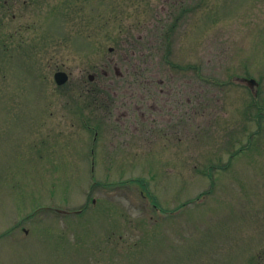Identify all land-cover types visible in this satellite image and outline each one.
Returning <instances> with one entry per match:
<instances>
[{"label":"rangeland","instance_id":"rangeland-1","mask_svg":"<svg viewBox=\"0 0 264 264\" xmlns=\"http://www.w3.org/2000/svg\"><path fill=\"white\" fill-rule=\"evenodd\" d=\"M0 264H264V0H0Z\"/></svg>","mask_w":264,"mask_h":264},{"label":"flooded vegetation","instance_id":"flooded-vegetation-1","mask_svg":"<svg viewBox=\"0 0 264 264\" xmlns=\"http://www.w3.org/2000/svg\"><path fill=\"white\" fill-rule=\"evenodd\" d=\"M160 82H163V80H160ZM148 85H153L154 84V82L153 81H151V82H149V83H147ZM160 92L162 93L163 91H161L160 90ZM149 95H151V91H150V93H148ZM135 107H136V105H134ZM147 106H148V108L150 109V110H152V109H154V108H156V105L150 100V99H148L147 100ZM171 109V108H170ZM150 118V119H149ZM146 119H147V121H149V125H150V127L151 128H153V117H152V114H149V116H146ZM162 121V120H164V116H159L158 117V119L156 120V121ZM170 121V116L169 117H167L166 119H165V124H164V126H166V122H169ZM178 131H179V129H178Z\"/></svg>","mask_w":264,"mask_h":264},{"label":"water","instance_id":"water-1","mask_svg":"<svg viewBox=\"0 0 264 264\" xmlns=\"http://www.w3.org/2000/svg\"><path fill=\"white\" fill-rule=\"evenodd\" d=\"M91 78V77H90ZM55 79L58 84L63 83L66 80V74L64 72H56L55 73ZM250 83H253V80H249Z\"/></svg>","mask_w":264,"mask_h":264}]
</instances>
